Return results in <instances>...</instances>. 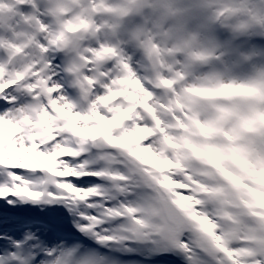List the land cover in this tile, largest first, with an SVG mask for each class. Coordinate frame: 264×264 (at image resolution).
Instances as JSON below:
<instances>
[{
    "label": "snow or ice",
    "instance_id": "obj_1",
    "mask_svg": "<svg viewBox=\"0 0 264 264\" xmlns=\"http://www.w3.org/2000/svg\"><path fill=\"white\" fill-rule=\"evenodd\" d=\"M0 264H264V0H0Z\"/></svg>",
    "mask_w": 264,
    "mask_h": 264
},
{
    "label": "rangeland",
    "instance_id": "obj_2",
    "mask_svg": "<svg viewBox=\"0 0 264 264\" xmlns=\"http://www.w3.org/2000/svg\"><path fill=\"white\" fill-rule=\"evenodd\" d=\"M94 179L95 178L84 177V178H82V182H91Z\"/></svg>",
    "mask_w": 264,
    "mask_h": 264
}]
</instances>
